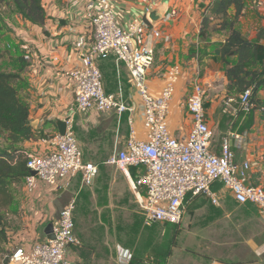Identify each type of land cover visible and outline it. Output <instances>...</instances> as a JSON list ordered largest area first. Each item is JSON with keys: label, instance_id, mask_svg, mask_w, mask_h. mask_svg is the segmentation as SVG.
Instances as JSON below:
<instances>
[{"label": "crops", "instance_id": "crops-1", "mask_svg": "<svg viewBox=\"0 0 264 264\" xmlns=\"http://www.w3.org/2000/svg\"><path fill=\"white\" fill-rule=\"evenodd\" d=\"M70 1L43 0L47 14L44 25L34 24L18 13L9 14L6 4L0 6L3 17L0 19V51L4 53L0 66L5 71L22 74L18 83L19 95L30 107V124L34 131L33 139L18 146L25 154L49 150L46 138L60 133L57 122L65 121L74 113V130L85 160L102 167L101 178L112 181L111 196H121L123 190V201L119 199L118 203L108 206L101 198V181L84 189L80 177L74 180L70 188L62 191L38 180L34 192L29 194L23 183L26 194V202H23L26 208L25 228L16 232L10 244L31 250L37 242L49 240L50 226L64 205L76 196L84 200L83 215L86 216L88 230L82 234V244L67 247L66 258L72 261L81 264H264V216L255 204L240 205L231 190L219 180L212 184L211 189L222 195L221 205L214 204L205 194H189L181 225H147L144 222L128 178L121 170L115 172L105 164L107 158L125 147L130 131L129 114H125L126 120L122 124L125 115L120 118L114 114L99 113L95 109L84 114L75 108L74 86L65 73L81 63L82 53L92 42L93 33L80 14L77 19L75 15L68 14ZM212 1L120 0L131 16L143 14L149 4L162 14V19L154 22V25L169 39H159L155 43L156 56L148 72V83L153 92L159 93L167 82L170 67L178 65L183 68L168 118L170 130L178 138H185L194 123L187 108V98L197 71L202 68L200 61L207 62L211 57L222 61L215 55V49L229 35L228 31L218 29L220 19L214 16L209 27L202 32L204 11ZM244 1V15L236 23V28L249 40L264 44V36H259L264 29V0ZM173 9L177 10V15L168 17L167 13ZM234 12L232 7L230 14ZM205 49H208L204 53L206 55L203 54ZM30 50L35 54L31 60H27L24 55ZM19 56L23 58V63ZM98 63L106 91L139 105V94L126 66L117 62L114 56L100 59ZM206 78L207 74L202 76L204 83ZM225 79L232 108H216L213 113L207 110L208 121L214 130L212 150L220 153L221 139L229 132L245 135L243 146L236 149L237 159L248 160L251 163L252 181L263 184L264 120L259 110L251 112V120L250 113L241 112L239 100L228 94L226 76ZM258 97L264 99V89L259 91ZM137 109L140 111L139 106ZM227 111L229 114H225ZM133 117L143 137L146 132L140 114ZM215 135H218L216 140ZM120 177L127 182L122 189ZM126 187H129L131 197L125 196ZM206 203L219 209L201 212ZM189 204L194 210L187 215ZM188 216L189 230L196 227L197 232L185 234L188 243L182 246L178 239L182 238L180 232ZM157 224L162 225L160 229L155 227ZM169 226L173 227L172 230ZM11 254L1 264H5Z\"/></svg>", "mask_w": 264, "mask_h": 264}, {"label": "built area", "instance_id": "built-area-1", "mask_svg": "<svg viewBox=\"0 0 264 264\" xmlns=\"http://www.w3.org/2000/svg\"><path fill=\"white\" fill-rule=\"evenodd\" d=\"M153 10L149 4L143 14L131 16L120 0L70 1L68 14L75 15L76 19L80 14L93 33L92 42L82 53L81 63L65 73L74 86L76 110L85 114L95 109L120 118L129 114L130 131L125 147L109 157L107 164L116 165L130 181L147 225H181L189 194H205L214 204L221 205L222 195L211 189L218 180L231 190L239 204H255L264 216V183H254L251 163L239 161L236 155L245 135L229 132L221 139L220 153L212 150L214 130L207 118L206 90L200 70L187 98L193 126L185 138L172 134L168 118L183 68L170 67L167 82L159 93L150 88L148 72L155 61V43L159 39H169L149 18ZM177 13L173 9L167 16L174 17ZM34 54L30 50L24 57L31 60ZM110 56L128 69L139 94V105L106 91L98 62ZM252 95V88L240 95L241 111L253 110ZM137 113L146 132L143 137L133 117ZM65 121L64 135L58 133L46 138L49 150L26 153L30 173L25 176L24 185L29 194L34 192L38 180L62 191L70 188L78 177L82 185L90 186L99 173V165L84 158L74 130V113ZM132 168H136L135 174ZM76 206V196L64 205L53 222L54 239L37 242L31 250L17 247L5 264H81L66 258L69 245L81 244L75 232Z\"/></svg>", "mask_w": 264, "mask_h": 264}, {"label": "trees", "instance_id": "trees-1", "mask_svg": "<svg viewBox=\"0 0 264 264\" xmlns=\"http://www.w3.org/2000/svg\"><path fill=\"white\" fill-rule=\"evenodd\" d=\"M3 4L8 6L9 14L18 13L34 24H45L47 14L43 0H0V6ZM232 7L235 9L233 15L230 14ZM244 11V0H213L204 11L202 32L209 27L212 16L220 19L218 29L228 31L229 35L218 44L215 55L224 63L228 94H237L239 100L246 89L252 88L254 108L251 112L259 110L264 120V99L258 97L259 91L264 89V44L249 40L236 28ZM259 36H264V29ZM3 57L4 53L0 51V62ZM19 60L24 62L21 56ZM21 79L20 72L5 71L0 66V133L5 134L9 143L7 148L0 150V244L9 239L5 212L15 201L13 185L23 184L25 176L30 173L27 156L18 146L34 138L30 107L19 95L18 83ZM251 112L249 120L253 117Z\"/></svg>", "mask_w": 264, "mask_h": 264}, {"label": "rangeland", "instance_id": "rangeland-1", "mask_svg": "<svg viewBox=\"0 0 264 264\" xmlns=\"http://www.w3.org/2000/svg\"><path fill=\"white\" fill-rule=\"evenodd\" d=\"M207 50L205 49L203 54L206 53ZM204 55H206V54H204ZM200 62L202 64V68L200 69L201 76H204L205 74H207V78L205 79V83H204L205 90H206L205 104H206L207 110H209L211 113H213L214 110H216V108H222L224 110L226 108H228V110L231 109L232 106L230 105L229 98L227 97V92H226V79H225V73H224L225 72L224 63L222 61H220L219 59H217L216 57L215 58L211 57L209 60H207V62H203L202 60ZM232 96L235 97L236 100H238L237 94L232 93ZM225 114H229V111H227V113H225ZM227 119H231V118H227ZM125 120H126V115L124 116V119L122 118V124H123V121H125ZM217 136L218 135H215V140L218 139ZM8 145H9V143L6 140L5 134L0 133V150L7 148ZM107 159L105 161L106 166L112 167V169L115 172H117V171L121 172L120 169L116 165L107 164ZM103 164H104V162H103ZM101 168L102 167L99 166V173H98L97 177L94 179L92 185H90V186L92 187L94 184H97V182L101 181L100 186H99L100 190H101V198H103L106 201L108 206H113L114 204L118 203L119 199L123 201V190L121 192L122 193L121 196L117 195L116 198L111 196L110 189L112 188V186H111L112 181L108 182L106 178L105 179L101 178ZM135 171L136 170L134 168H132V170H131L132 174H135ZM113 174H109V175L112 176ZM119 182L122 185L121 189L125 188L127 182L123 177H120ZM13 186H14L15 201H14L13 205L10 207V209L8 208L7 211L5 212V217L7 220V225H8L10 234H9V239L7 240V242H3L0 244V260H1L0 264L2 261H6L7 260L6 258L17 247L15 244H13V245L10 244L11 239L19 231H22L25 228L24 217L26 215V208L24 207L23 202L24 203L26 202V194L24 193L22 184L13 185ZM90 186L89 185H83L84 189H89ZM107 188H108V190L106 192ZM125 196L131 197V192H130L129 187H126ZM206 205L207 206L201 212L208 213L213 209H216V208L219 209V207H214L212 204H209V203H206ZM240 205H242V204H240ZM83 208H84V200H82V198L79 197V198H77V206H76V230H75V232H76L77 236L79 237L81 244L84 242L82 234L83 233L85 234L88 230L86 227L87 226L86 225L87 222H86V218H85L86 216L83 215L84 214ZM193 210L194 209H193L192 204H189L187 215H190ZM189 218L190 217L188 216L186 218V220L183 222L184 229H182L180 232V236H182V238L178 239V242L182 246H184L185 244L188 243V241H186V239H185L186 238L184 236L185 234H187L191 231L197 232L196 227H193L191 229V231L189 230V228H190ZM161 226H162L161 224H157L155 227L160 229ZM168 228L170 230H172L173 227L169 226ZM199 230H200V227L198 228V231Z\"/></svg>", "mask_w": 264, "mask_h": 264}, {"label": "water", "instance_id": "water-1", "mask_svg": "<svg viewBox=\"0 0 264 264\" xmlns=\"http://www.w3.org/2000/svg\"><path fill=\"white\" fill-rule=\"evenodd\" d=\"M149 18L153 22H156V21H159V20L162 19V14L160 13V11L158 9H155L149 14ZM57 124H58V127H59L60 134L64 135L66 133V128H67L66 121L59 120L57 122ZM32 173L35 174V172H32ZM48 234H49V236H48L49 239H54L55 238V235H54V232H53V223L50 226V230H48Z\"/></svg>", "mask_w": 264, "mask_h": 264}]
</instances>
